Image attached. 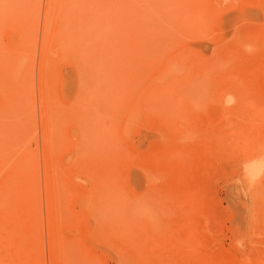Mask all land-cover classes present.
I'll use <instances>...</instances> for the list:
<instances>
[{"label":"rangeland","instance_id":"374dc122","mask_svg":"<svg viewBox=\"0 0 264 264\" xmlns=\"http://www.w3.org/2000/svg\"><path fill=\"white\" fill-rule=\"evenodd\" d=\"M0 264H264V0H0Z\"/></svg>","mask_w":264,"mask_h":264}]
</instances>
